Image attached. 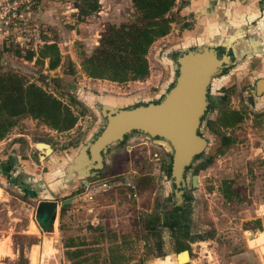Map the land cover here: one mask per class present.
<instances>
[{"label": "rangeland", "instance_id": "374dc122", "mask_svg": "<svg viewBox=\"0 0 264 264\" xmlns=\"http://www.w3.org/2000/svg\"><path fill=\"white\" fill-rule=\"evenodd\" d=\"M83 1L49 0L37 13L45 37L54 41L59 52L55 68H47L46 58L23 60L14 49L0 45V75L15 74L24 84L34 83L68 105L76 116L70 129L56 131L20 114L0 139V155L10 159L11 167L22 166L19 177L25 178L26 173L31 181L12 187L11 180L0 177V241L11 252L0 256V264H228L243 250L245 237L247 245L262 254L264 239H256L261 237V222L264 226V105L244 102L239 77L237 87L225 90L226 98L208 109L199 125L207 145L185 173L186 198L180 206L187 210L186 237L161 226L165 211L176 206L174 187L165 172L170 154L145 135L130 133L107 151L100 174L108 185L99 186L97 181L83 190L75 173L68 181L61 179L63 167L77 148L98 131L99 108L145 102L155 91L165 89L174 75L172 48L178 47L185 34H193L186 29L197 25L192 13L184 14L190 0H175L166 14L168 33L147 49L144 79H92L82 73L79 62L93 53L106 25L140 20L130 0H97L95 12L79 16L76 5ZM194 3L199 7L197 0ZM234 72L240 75L239 70ZM225 114L236 120L224 124ZM39 142L52 148V153L36 149L34 143ZM7 151L18 153H3ZM203 161L208 162L194 171ZM192 175L197 176L195 186L190 184ZM71 183L81 193L63 196L72 202L59 205L57 216L43 229L35 214L38 200L50 198L46 188L54 197L69 192ZM225 186L227 198L222 192ZM30 189H35L34 198L22 193ZM85 192L92 200L82 199ZM156 217L158 221L152 224ZM178 245L188 254L178 255L177 260L172 254L180 252Z\"/></svg>", "mask_w": 264, "mask_h": 264}, {"label": "trees", "instance_id": "16d2710c", "mask_svg": "<svg viewBox=\"0 0 264 264\" xmlns=\"http://www.w3.org/2000/svg\"><path fill=\"white\" fill-rule=\"evenodd\" d=\"M130 1L140 21L138 23H120L118 26L106 25L97 40V46L93 53L79 62L80 69L85 76L113 82L139 80L147 76L148 66L145 58L147 49L156 38L168 33L169 21L166 14L174 5L175 0ZM83 2V4L76 5L79 16L88 15L98 8L97 0H85ZM26 58L29 59L30 55H26ZM44 58L47 60L48 69H53L58 65L60 57L55 43L44 45L38 50L36 61L42 62ZM142 104L136 103L133 106ZM20 114H27L34 119L41 120L56 131H66L76 121V116L68 105L39 86L34 83L24 84L23 79L15 74L0 75V139L13 125V117ZM234 120L236 119H232V122ZM222 122L224 124L230 123L226 118H223ZM132 133H139V131L134 130ZM126 136L124 135L123 138L125 139ZM222 143H227L225 137L222 138ZM202 154L203 152L196 154L192 163ZM203 162L205 163H197L193 170L203 168L208 161ZM170 163L171 155H169L165 169L166 175L169 177ZM191 164L185 167V171L190 168ZM226 190L225 186L222 192L227 198ZM185 198L184 196V200ZM186 216L187 210L184 206H175L172 210L165 211L161 226L169 231L177 230L179 237H186L188 234L187 227L184 225ZM157 221L158 218L156 217L152 220V224ZM48 222L40 223L41 227L46 230V223ZM178 248L179 251L185 249L181 245H178ZM9 254L11 252L6 244H0V256ZM181 254L183 255V253Z\"/></svg>", "mask_w": 264, "mask_h": 264}, {"label": "water", "instance_id": "95a60500", "mask_svg": "<svg viewBox=\"0 0 264 264\" xmlns=\"http://www.w3.org/2000/svg\"><path fill=\"white\" fill-rule=\"evenodd\" d=\"M177 50L182 51L176 62L172 61L177 75L175 78L173 75V85L159 101L126 108L102 105L99 109L102 118L101 131L87 145L82 144L77 148L63 167V181H68L71 174L75 173L81 178L82 185L86 186L84 177L88 174L91 161L96 162L93 168L100 167V152H105L107 148L119 143L125 134L136 130L160 143L171 155L170 179L174 187V205L182 203L185 167L207 145L206 138L197 131L206 106V86L219 60L208 45H198L194 50L180 46ZM92 174L91 172L90 175ZM24 176L25 180L21 183L23 187L31 182L26 173ZM190 184H197L196 175L190 177ZM46 192L50 198L42 197L37 204V210L50 214L55 202L50 200L53 197L51 191L46 188ZM68 202L69 199H66L60 204ZM184 252L187 254V250H182L172 256L178 260V255Z\"/></svg>", "mask_w": 264, "mask_h": 264}, {"label": "flooded vegetation", "instance_id": "af4514ba", "mask_svg": "<svg viewBox=\"0 0 264 264\" xmlns=\"http://www.w3.org/2000/svg\"><path fill=\"white\" fill-rule=\"evenodd\" d=\"M263 0H258L259 5L262 4ZM199 2V0H197ZM185 13L184 14H193V20H195V24H197L194 29H186L193 30V34L189 37H194V39L200 41V43H196L194 45H189L187 50H194L198 45H208L209 48L212 49L215 57L219 60V64L216 67L215 72L211 75L209 82L206 86V93H205V101L206 106L203 112L206 113L208 109L215 108L214 106L218 102H222L226 98V91L234 90L237 87L238 83L236 78L239 77L238 81L240 83L239 92L243 95L245 94L244 102H249L248 105L255 106L260 105V107L264 105V36L261 35L260 30L255 27V20L251 23L243 24L242 21L232 20L230 16H226V14L217 13L215 8L212 7L211 11H208L206 14L202 11V8L197 7L195 8L194 0H190V2L185 3L184 5ZM198 16L195 18V16ZM199 16H204L202 20L199 19ZM187 20V19H185ZM202 27V28H201ZM250 28V29H249ZM198 31H200L198 33ZM188 32L186 35H189ZM164 36V35H163ZM187 38L183 42V46L187 44ZM174 53V57L172 58L173 62H176L178 56L181 55L182 51L179 50H172ZM235 70H239L240 75L235 74ZM177 75V69H174V77ZM174 79H171L169 84L163 89L162 93L159 97L154 100L155 102L159 101L163 94L168 91V89L173 85ZM233 85V86H232ZM244 87L243 90H241ZM217 99V100H216ZM153 102V101H148ZM133 106V105H130ZM102 107V106H101ZM100 107V108H101ZM129 107V106H126ZM123 107V108H126ZM99 108V109H100ZM264 108L261 109L263 111ZM233 114V113H230ZM225 114L226 120L230 122L234 116ZM202 115V116H203ZM201 116V117H202ZM201 122V120H200ZM226 127V126H225ZM101 131L99 127L96 134L93 136L95 138L98 133ZM200 135V131H197ZM132 133V132H130ZM129 133V134H130ZM128 135V134H125ZM92 139V138H91ZM90 139V140H91ZM124 141V138L114 146L120 145ZM89 141L85 142L84 144H88ZM36 144V143H34ZM36 146V145H35ZM112 146V147H114ZM110 147V148H112ZM110 148H107L105 152H100V167L93 168L96 164L95 161H91L90 167L88 169V174L84 177L86 180V187L82 185L81 178H77V182L81 189L87 188L89 185L93 184L97 181H108L107 179L101 176L100 172L103 171L104 167V159L107 151ZM52 149V148H51ZM53 151V149H52ZM88 153V151L86 150ZM93 173L90 175V173ZM186 173V171H185ZM91 178V179H89ZM185 180V176H184ZM23 187V186H22ZM64 187V186H63ZM78 187L74 186L73 183L69 184L68 188L70 191H64L63 193H59L57 197H52L50 200L55 202V205L52 208V212L47 214L44 210L38 211L37 204L39 203L38 200L36 207H35V214L38 223H43L46 221H51L53 216H57L58 206L61 205L60 202L62 200H66L63 198L65 195H69L70 197L77 196L80 191H78ZM24 190L22 193L26 195L28 198H34L35 189ZM58 193V189L56 190ZM67 192V193H66ZM61 197L62 199H58ZM182 198H184L183 189H182ZM72 202L69 199V202L66 204H70ZM183 202V199H182ZM182 204V203H181ZM180 206V205H176ZM182 251V250H181Z\"/></svg>", "mask_w": 264, "mask_h": 264}, {"label": "crops", "instance_id": "0c3cea01", "mask_svg": "<svg viewBox=\"0 0 264 264\" xmlns=\"http://www.w3.org/2000/svg\"><path fill=\"white\" fill-rule=\"evenodd\" d=\"M199 6L200 8H202L204 14H206L208 11H211L213 7L215 8L217 13L226 14V16H230L232 20H234V22H236L237 20L238 21L243 20V24L245 23L249 24L253 20H255L256 22L255 27L259 29L261 35L264 36V0L262 1L261 5H259L258 0H199ZM203 17L204 16H199V19L202 20L204 19ZM199 32L200 31H198V33ZM188 36L189 35L185 34L183 36L182 41L177 46L182 47L185 38H187L188 40V41L186 40L187 44L185 47H188L189 45H194L196 43H200V41L194 39V37L191 38ZM172 50H177V47H173ZM162 91L163 89H161L160 91L159 90L155 91V93H153L154 95L152 97H148L149 99L146 100L145 102L156 100L159 97V95L162 93ZM145 102H139V103H145ZM0 153H2L1 149H0ZM3 153H18V152L7 151ZM13 160L15 161V158ZM21 167L22 166L20 167L17 166L15 168L11 167L10 159H8L7 156H4L2 154L0 155V177L5 180H11L10 183L12 184V187H16L17 185L20 186L22 181L25 180L23 177H19V172H21L22 169ZM261 225L263 227L260 230L261 237L256 239L257 241L264 239V226L262 222ZM30 226H31V221H30ZM258 231L259 230H257V232ZM244 233L247 234L248 231L243 230V234ZM247 238L248 237H245L243 239V250L239 254L233 255V257L231 258H235V259H233V261H231V263L229 262L228 264H264V252L260 254L257 249L250 248L246 243ZM0 244H4V242H1Z\"/></svg>", "mask_w": 264, "mask_h": 264}, {"label": "built area", "instance_id": "2783aa9c", "mask_svg": "<svg viewBox=\"0 0 264 264\" xmlns=\"http://www.w3.org/2000/svg\"><path fill=\"white\" fill-rule=\"evenodd\" d=\"M46 1L49 0H0V45L16 50L20 59L30 55L33 61L41 47L54 43L45 37V27L36 20ZM108 184L102 181L99 186ZM82 199L92 200V195L85 192Z\"/></svg>", "mask_w": 264, "mask_h": 264}, {"label": "bare ground", "instance_id": "6f19581e", "mask_svg": "<svg viewBox=\"0 0 264 264\" xmlns=\"http://www.w3.org/2000/svg\"><path fill=\"white\" fill-rule=\"evenodd\" d=\"M38 144H42L43 146H45V149H40L37 145ZM36 145V148H38L42 153H45V155H48V154H50V153H52V149L48 146V145H46L45 143H43V142H39V143H36L35 144ZM42 146V147H43ZM47 146V147H46ZM50 150V152H48Z\"/></svg>", "mask_w": 264, "mask_h": 264}]
</instances>
